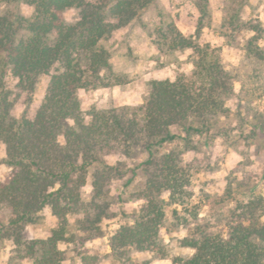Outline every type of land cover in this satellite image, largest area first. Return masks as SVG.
<instances>
[{
  "label": "trees",
  "instance_id": "obj_1",
  "mask_svg": "<svg viewBox=\"0 0 264 264\" xmlns=\"http://www.w3.org/2000/svg\"><path fill=\"white\" fill-rule=\"evenodd\" d=\"M18 1L0 0V8ZM153 1L22 0L32 4L30 16L0 12V172H6L0 173L1 263L73 264L61 245L84 234L103 235L106 186L123 174L104 155L117 149L127 156L144 154L137 166L146 181L140 211L109 237L115 263L148 264L130 254L135 249L169 256L171 264H264L262 192L253 189L246 199H235L214 229L199 221L200 205L192 201L194 168L184 154L194 147L196 124L224 112L232 89L220 56L201 45L199 33L185 35L172 23L153 32L167 52L191 50L192 70L154 81L139 113L126 117L113 109L82 108L81 89L123 82L111 36L140 18ZM71 9L78 15L73 22L65 17ZM254 39L247 54L264 60V47ZM46 75L44 97L32 109ZM16 101L25 108L14 116ZM88 182L93 194L85 199ZM3 207L9 211L5 219ZM45 210L56 218L55 227L45 238L26 237L25 227ZM178 225H188L178 238L181 247L193 249L188 256L172 254L163 241V233ZM6 241L13 247L4 258ZM78 254L79 264L96 260Z\"/></svg>",
  "mask_w": 264,
  "mask_h": 264
},
{
  "label": "rangeland",
  "instance_id": "obj_2",
  "mask_svg": "<svg viewBox=\"0 0 264 264\" xmlns=\"http://www.w3.org/2000/svg\"><path fill=\"white\" fill-rule=\"evenodd\" d=\"M33 11L32 4L22 0L0 8L1 13L24 16ZM65 17L73 22L78 17L77 11L68 10ZM167 23L188 36L197 37L199 33L198 41L220 56L232 83L231 92L225 97L224 112L209 114L196 124L194 147L184 154L194 168L192 201L200 205L199 221L214 229L225 219L235 199H246L253 189L264 194V60L248 56L246 49L254 36L264 47V0H154L140 18L132 19L111 36L115 69L124 74L123 82L81 89L79 98L85 112L92 108L113 109L132 117L140 112L154 81L171 78L175 73L190 74L191 50L167 52L159 47L153 32ZM49 78L46 75L40 79L32 109L41 103ZM24 108L21 101H16L11 113L16 116ZM104 158L119 165L123 174L106 186L104 198L109 207L102 221L104 234L93 238H85L84 234L82 240L61 245L73 264L80 263L81 251L95 257L94 264H117L110 253L109 237L120 224L131 222L144 203L140 192L146 174L137 166L144 154L127 156L115 149L105 153ZM82 194L85 199L92 196L90 182ZM8 213V208L3 207L2 218ZM55 225L56 218L45 210L25 227V235L45 238ZM187 228L188 225H178L163 233V241L172 254L193 253V249L181 247L178 242ZM4 246L6 258L13 245L6 241ZM130 254L148 264H171L169 256L160 257L152 251L131 249Z\"/></svg>",
  "mask_w": 264,
  "mask_h": 264
}]
</instances>
